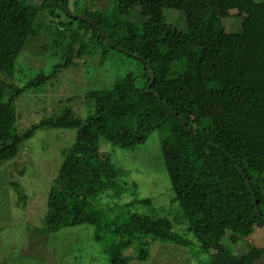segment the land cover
<instances>
[{
    "label": "trees",
    "instance_id": "1",
    "mask_svg": "<svg viewBox=\"0 0 264 264\" xmlns=\"http://www.w3.org/2000/svg\"><path fill=\"white\" fill-rule=\"evenodd\" d=\"M93 7L87 0H0V164L18 156L40 128L76 130L61 150L36 230L55 234L86 225L108 264H147L154 241L187 247L192 257L207 254L202 264L233 263V245L264 225L252 196L264 217V0H108ZM170 11L182 20L168 21ZM228 18L238 21L235 30L225 28ZM33 41L39 46L22 55L24 63L20 54ZM50 49L60 61L48 74L7 80L20 64L31 65V55ZM111 51L135 58L138 70L88 91L83 117L66 106L24 122L16 108L24 92L47 91L59 70L83 58L102 64ZM153 130L160 132L173 200L182 210L178 219L195 240L174 231L166 215L130 209L137 200L124 203L126 211L97 201L101 192L123 187L103 141L131 148ZM24 197L20 192L18 206L26 205Z\"/></svg>",
    "mask_w": 264,
    "mask_h": 264
},
{
    "label": "rangeland",
    "instance_id": "2",
    "mask_svg": "<svg viewBox=\"0 0 264 264\" xmlns=\"http://www.w3.org/2000/svg\"><path fill=\"white\" fill-rule=\"evenodd\" d=\"M87 1L94 4L93 8L108 5V0ZM166 16L174 24L183 18L182 14L173 11L166 12ZM223 24L230 31L237 28L238 21L228 18ZM34 41L20 56L26 51L30 54L33 48L35 50L39 46ZM31 56V65L20 64L18 72L7 78L8 81L23 83L38 72L48 74L51 67L60 61L54 49ZM93 57L100 59L98 52ZM84 60H75L67 68L59 70L46 83L51 87L49 90H32L37 95L26 91L21 95L25 98L17 99L16 108L25 112L24 122L29 124L43 117L57 115L66 106L75 115L83 117L90 105L86 94L88 91L97 86H109L115 75L138 70L135 58L114 51L102 64L94 59L92 62L87 58ZM22 61L26 63L27 59ZM99 75L103 76V80ZM75 132V129L40 128L24 141L23 151L18 156L0 164V264H108V255L103 245L91 238L92 229L86 225L65 228L55 234H41L36 230L42 226L41 203L46 202L49 188L62 161L61 150L72 144ZM101 147L109 154L110 161L118 166V174L122 176L119 182L123 187H119L121 190L101 192L97 198L100 205L105 209H115L119 205V211H126L127 208L122 205L137 200L138 203L130 206V209L166 215L174 223V231L195 240L194 235L186 229V222L182 218L178 219L182 210L173 200L160 151L158 130L151 131L144 142L131 148L114 146L105 141ZM124 182L127 183L125 186ZM20 192L26 194L23 201H20L21 205L26 202L24 207L17 204ZM145 198L151 200V205L140 203ZM255 227L249 238L233 245L236 257L231 264H264V225L255 224ZM164 244L154 241L150 245L153 259L147 264H202L205 261L207 254L192 257L187 247ZM130 264L141 262L134 260Z\"/></svg>",
    "mask_w": 264,
    "mask_h": 264
},
{
    "label": "water",
    "instance_id": "3",
    "mask_svg": "<svg viewBox=\"0 0 264 264\" xmlns=\"http://www.w3.org/2000/svg\"><path fill=\"white\" fill-rule=\"evenodd\" d=\"M71 15L74 16V17H78V18H81V19H85V20H87V21H90V19H89L87 16H85V15H76V14H71ZM90 22H92V21H90ZM149 70H150V74L153 75V71L151 70L150 67H149ZM148 91L150 92L149 88H148ZM154 94L158 97V94H157V93H154ZM237 166H238V165H237ZM238 168H239V166H238ZM239 170L242 172V169H241V168H240ZM252 196H253V200H254L255 211H256L257 215H258L262 220H264V217H262V215H261V213H260V211H259V209H258L257 202H256V198H255V194H254L253 192H252Z\"/></svg>",
    "mask_w": 264,
    "mask_h": 264
}]
</instances>
